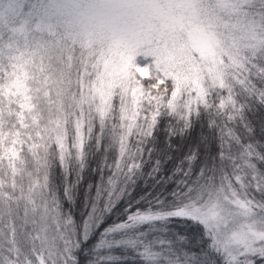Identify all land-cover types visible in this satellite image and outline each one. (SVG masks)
Instances as JSON below:
<instances>
[{"label":"snow or ice","instance_id":"snow-or-ice-1","mask_svg":"<svg viewBox=\"0 0 264 264\" xmlns=\"http://www.w3.org/2000/svg\"><path fill=\"white\" fill-rule=\"evenodd\" d=\"M0 264H264V0H0Z\"/></svg>","mask_w":264,"mask_h":264}]
</instances>
